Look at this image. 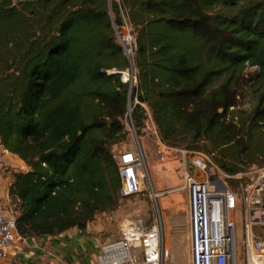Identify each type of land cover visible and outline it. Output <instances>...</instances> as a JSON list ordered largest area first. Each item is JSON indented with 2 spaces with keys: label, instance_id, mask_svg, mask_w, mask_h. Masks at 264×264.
<instances>
[{
  "label": "trees",
  "instance_id": "obj_1",
  "mask_svg": "<svg viewBox=\"0 0 264 264\" xmlns=\"http://www.w3.org/2000/svg\"><path fill=\"white\" fill-rule=\"evenodd\" d=\"M121 3L135 94L162 142L204 151L227 174L263 165L264 0ZM127 67L106 0H0V146L27 168L8 186L20 234L83 231L118 207L111 148L125 139L129 99L107 72ZM246 86L256 103L243 113ZM131 118L142 125L139 105Z\"/></svg>",
  "mask_w": 264,
  "mask_h": 264
},
{
  "label": "built area",
  "instance_id": "obj_2",
  "mask_svg": "<svg viewBox=\"0 0 264 264\" xmlns=\"http://www.w3.org/2000/svg\"><path fill=\"white\" fill-rule=\"evenodd\" d=\"M106 3L116 42L128 62L125 70L112 69L107 73L119 76L120 82L127 86L128 98L134 92V106L139 105L144 111L142 129L161 143L150 110L135 94L138 85L135 37L126 11L121 0H106ZM131 113L127 111L123 123L136 134ZM136 144L132 150L111 151L120 179V198L133 204L145 190V180L150 188L149 197L154 200L158 197L137 138ZM163 148L172 157L163 156V168L154 172L156 178L164 181H172L175 175L178 178L175 185L161 192L163 195L178 193L186 198V222L182 227L188 244V264H264V164L227 174L203 153ZM228 181L236 185L234 190ZM132 215L120 227L119 238L101 247L97 263L176 264V257L164 241L160 213L151 225L141 220L138 213ZM26 238L17 230L12 211L0 213V261L13 258L25 245Z\"/></svg>",
  "mask_w": 264,
  "mask_h": 264
},
{
  "label": "rangeland",
  "instance_id": "obj_3",
  "mask_svg": "<svg viewBox=\"0 0 264 264\" xmlns=\"http://www.w3.org/2000/svg\"><path fill=\"white\" fill-rule=\"evenodd\" d=\"M255 71L256 68H247L245 70V74L247 76H250L252 74H255ZM255 97L256 96L253 91L248 86H246L243 89L242 97L239 100L238 110L242 111L243 113L250 112L255 106ZM128 99V110H131L132 112L134 108L133 98L130 97ZM123 124L126 132L125 139L123 142L114 145V147L111 148V151H122L125 149L132 150L137 146V138L143 152L148 177L150 179V182L152 183L151 185L154 193L158 194V197L155 200L149 197L150 188L148 185V181L145 180V190L135 199L136 204H133V201L131 200L120 199L119 205L114 211H123L124 213L122 212L121 214L122 217L124 218L127 214L128 219L133 217L132 213H138L140 215L139 218L146 222L147 225H151L153 223V219L157 217L158 213H160L164 229V241L167 240V249L173 256L176 257V264H188V244L186 241L184 228L182 227L186 222V198L182 194L178 193H166L163 195L161 192L164 189L171 188L172 184H170L168 180L164 181L156 178L154 172L156 169L163 168V156L166 159H170L167 158V156L172 157V154L167 152L163 148V146L167 148L170 147H168L163 142H161L162 144L159 143L154 135L142 129V125L140 127H135L136 134H134L133 131L130 130L125 123ZM0 148L3 147L0 146ZM182 149L190 150L186 148ZM198 152L207 155L212 161L211 155L207 154L204 151ZM257 165L258 164H256V166ZM15 171L22 172L17 167H12L11 161L3 162L0 158V199L2 194L6 193L9 183L12 181V174L16 173ZM172 181L178 182V178L176 177V175ZM172 181L170 180L171 183ZM227 184L231 189H235V184L232 181H228ZM13 209L14 207L10 202L5 207V209L2 208L1 213H5L6 211L10 212ZM238 227L240 228V222H238ZM117 228L118 230L120 229V227ZM116 238H119V234Z\"/></svg>",
  "mask_w": 264,
  "mask_h": 264
},
{
  "label": "crops",
  "instance_id": "obj_4",
  "mask_svg": "<svg viewBox=\"0 0 264 264\" xmlns=\"http://www.w3.org/2000/svg\"><path fill=\"white\" fill-rule=\"evenodd\" d=\"M0 153L1 161H11L12 167L27 171L25 164L16 156L3 148H0ZM9 203L7 188L0 199V213ZM122 212L112 210L100 213L83 231L72 228L57 236L27 237L25 245L16 255L0 261V264H98L101 247L117 239L120 231L117 227L128 219L127 214L122 217ZM165 244L167 246V240Z\"/></svg>",
  "mask_w": 264,
  "mask_h": 264
},
{
  "label": "bare ground",
  "instance_id": "obj_5",
  "mask_svg": "<svg viewBox=\"0 0 264 264\" xmlns=\"http://www.w3.org/2000/svg\"><path fill=\"white\" fill-rule=\"evenodd\" d=\"M170 184H172V185H175V182L174 181H172V183L171 182H169Z\"/></svg>",
  "mask_w": 264,
  "mask_h": 264
},
{
  "label": "water",
  "instance_id": "obj_6",
  "mask_svg": "<svg viewBox=\"0 0 264 264\" xmlns=\"http://www.w3.org/2000/svg\"><path fill=\"white\" fill-rule=\"evenodd\" d=\"M189 170L191 171V168Z\"/></svg>",
  "mask_w": 264,
  "mask_h": 264
}]
</instances>
